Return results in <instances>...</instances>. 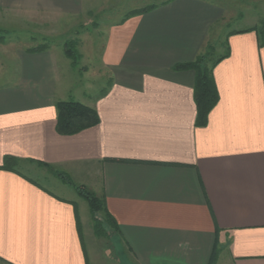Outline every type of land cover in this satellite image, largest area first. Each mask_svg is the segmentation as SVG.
<instances>
[{
	"label": "crops",
	"instance_id": "obj_1",
	"mask_svg": "<svg viewBox=\"0 0 264 264\" xmlns=\"http://www.w3.org/2000/svg\"><path fill=\"white\" fill-rule=\"evenodd\" d=\"M99 3L0 0V31L16 33L0 43V261L264 264V46L252 30L259 22L226 31L218 5L164 0L105 29L98 67L112 81L89 94L79 90L92 83L89 71L75 85L64 50L31 52L27 43L64 34ZM219 39L230 53L213 70L219 101L197 127L195 72L175 67ZM59 101L94 108L99 124L58 134ZM6 158L55 167L104 197L119 246L94 235L74 189L56 176L44 185L20 167L3 169Z\"/></svg>",
	"mask_w": 264,
	"mask_h": 264
},
{
	"label": "rangeland",
	"instance_id": "obj_2",
	"mask_svg": "<svg viewBox=\"0 0 264 264\" xmlns=\"http://www.w3.org/2000/svg\"><path fill=\"white\" fill-rule=\"evenodd\" d=\"M162 1L164 0H100V3L98 5L99 9L85 10V16L82 18V20H80V23L77 24L73 29H69L64 34H60L58 36L37 37L35 41H32L30 43L28 42L27 44L29 45V47H31L32 50H37L41 47L44 48V50L58 49L57 51H59L61 49V56L63 57L67 48L66 44L69 41L77 40L78 43L75 50L78 52L79 55H81V58L79 60L78 69H76V75L72 76L73 82L76 85L78 82V74H83V72L88 70L89 76L91 77L90 82L92 83L89 84L86 82V80H83L82 83L79 85L81 86L79 90L92 94L93 92L97 91L98 88L101 92L103 85L105 83L109 85L112 81L111 75L107 72L99 71L98 67V55L101 50L102 34L105 29H107L109 25L120 21L122 18H125V16L128 15L134 9L144 8L150 5H156L161 3ZM208 1L215 5H218L222 9L224 13V20L227 21L228 24H230L225 29L226 31L234 30L242 26H251L255 22H259V28H264V0ZM237 17L247 18L244 19V22H239L236 19ZM12 35L13 33L7 36L6 34L0 31V43H7L6 40H8ZM12 37L15 38L16 33ZM225 42V40L219 39L217 42L211 44L213 46V50L211 52L212 60H215L217 57L223 55L226 52ZM79 69L81 70L79 71ZM0 85H3L2 81H0ZM17 167H20V169L27 172L28 176L44 185L46 184L43 182V178L55 176L54 170H58L56 168L49 170L45 167H42V169H37L36 167L29 166L28 164L24 163H20L19 165H17ZM78 199L79 210L82 219L90 220L88 203L83 198ZM113 236L114 234L110 233L108 238H105V240H101L103 241L101 243H104L109 247L112 246V248H117L120 242ZM0 264L4 263L0 261Z\"/></svg>",
	"mask_w": 264,
	"mask_h": 264
},
{
	"label": "trees",
	"instance_id": "obj_3",
	"mask_svg": "<svg viewBox=\"0 0 264 264\" xmlns=\"http://www.w3.org/2000/svg\"><path fill=\"white\" fill-rule=\"evenodd\" d=\"M158 5H150L142 9L131 11L125 16V19L147 13ZM260 33V46H264V28H254ZM79 34V33H78ZM78 41H69L66 46V57L71 61L72 67L78 69L81 55L75 50ZM226 52L217 57L215 60L211 59V52L213 46L209 45L204 54L199 56L194 62L180 64L175 67L178 71H194L195 85H194V100L196 105V126L204 127L208 123L210 112L214 109L219 101V93L213 76L214 68L224 59L228 58L229 47L227 41L225 42ZM44 48L37 50H30L31 52H41ZM81 69H79L80 71ZM57 111V127L58 134L63 136H72L87 129L96 127L99 122V115L94 108L88 107L76 101H59L56 103ZM20 162L14 158H6L3 169L15 171ZM49 170L55 167L39 164ZM54 175L65 185L71 187L76 193L83 198L89 206L90 215L93 223L94 235L98 238H108L110 233H118V225L112 215L108 212L104 197L97 196L94 192L84 186H79L74 183L72 178L65 172L54 170ZM220 249L216 243L212 255V263H215L219 257Z\"/></svg>",
	"mask_w": 264,
	"mask_h": 264
}]
</instances>
